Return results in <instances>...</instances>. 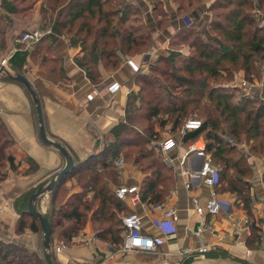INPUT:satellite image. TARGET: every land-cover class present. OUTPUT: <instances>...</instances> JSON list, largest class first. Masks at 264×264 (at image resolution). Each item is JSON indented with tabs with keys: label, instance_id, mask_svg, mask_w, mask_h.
I'll return each mask as SVG.
<instances>
[{
	"label": "trees",
	"instance_id": "obj_1",
	"mask_svg": "<svg viewBox=\"0 0 264 264\" xmlns=\"http://www.w3.org/2000/svg\"><path fill=\"white\" fill-rule=\"evenodd\" d=\"M125 1L42 0L39 24L41 31L49 32L30 52L20 51L22 45L17 43L19 49L8 61L9 71L1 76L9 80V75H22L29 60L64 80L63 60L55 49L57 39L64 37L69 45L79 47L75 62L87 78L94 84L100 82V64L115 70L123 58L147 51L151 45L143 16ZM174 1L181 14L203 2ZM24 2L0 0V52L5 51L8 36L15 28L13 16L28 14L32 9V3L22 5ZM153 6L158 27L164 28L167 18L160 0H153ZM208 11L212 14L208 29L183 27L174 37L192 48V55L176 67L177 55L161 53L156 63L162 67L136 73L137 91L128 94L123 119L97 139L85 158L72 157L74 167L50 192V205L43 214L51 227L50 245L54 237L71 245L89 223L95 236L120 248L125 235L121 217L132 211L114 194V188L122 185L116 166L118 156L123 155L125 164L131 162L143 173L139 183L141 201L149 207L163 203L174 189L177 175L152 142L162 139L160 131L167 126V132L179 134L189 118L199 121V125L181 136V145L187 148L201 139L205 153L218 169L216 191L234 195L239 206L250 214V178L254 170L248 159L264 158V99L240 87L215 88L211 83L232 81L235 72L248 83L263 76L264 0H212ZM14 36L12 41L18 35ZM14 145L0 116V182L9 169L14 170ZM22 159L28 163L26 174L37 170L32 158ZM262 176L264 182V172ZM69 180L75 182L71 189L66 187ZM45 187L43 183L37 185L20 198L24 200L21 205L16 204L20 210L16 233L28 228L41 234L39 221L28 212L27 201ZM250 228L248 244L255 246L258 230L253 223ZM13 253L16 255L8 258ZM0 264L46 263L42 252L0 240Z\"/></svg>",
	"mask_w": 264,
	"mask_h": 264
},
{
	"label": "crops",
	"instance_id": "obj_2",
	"mask_svg": "<svg viewBox=\"0 0 264 264\" xmlns=\"http://www.w3.org/2000/svg\"><path fill=\"white\" fill-rule=\"evenodd\" d=\"M127 6L137 8L143 16L150 32L151 45L147 51L122 59L115 70H107L101 64L98 70L101 80L92 83L85 71L75 62L80 54L78 46H71L66 38L60 37L55 49L62 57L65 79H56L47 71L34 66L29 60L21 73L40 102L44 127L48 138L59 142L71 157L83 159L90 153L102 135L109 131L124 117V108L130 92L137 91L134 82L136 73L147 72L145 59H154L169 48L177 32L183 27L193 26L204 30L210 20L208 6L212 0H203L198 7L181 14L174 0H160L165 11L167 23L159 28L154 17L153 0H126ZM41 2V1H40ZM160 18V17H159ZM28 29L24 27V30ZM49 31H45L44 34ZM11 43V39L9 40ZM9 57L3 56L2 59ZM1 59V60H2ZM0 60V61H1ZM4 71H9V66ZM0 72V116L14 141V170H8L6 178L0 182V240L15 243L32 251L42 252L41 234L25 228L16 233L15 227L20 210L17 205L23 203L24 194L43 183L48 185L52 175L63 168L65 158L52 147L42 144L38 131V119L35 104L24 85L4 79ZM252 89L264 95V73L260 80L252 84ZM264 98V97H263ZM174 154V153H173ZM23 156L32 158L38 165L35 172L26 174L28 164ZM253 167L250 178L251 212L242 209L239 201L230 193H222L226 205L216 215H198L195 213L190 197L196 196L203 204L209 195V189L200 180L197 169L200 159L190 156L186 166L194 170L189 190L182 185L183 176L179 166L174 168L177 183L165 200L176 208L177 219L173 226L159 228L153 224L158 213L150 207L147 211L141 206H128L130 211L141 218L143 232L155 241V250L122 251L95 236L90 224L72 239L71 245L54 237L50 245L51 256L55 264H264V158L249 157ZM125 167V166H124ZM43 170L44 173L38 174ZM129 170L123 169V174ZM54 171V173H53ZM38 175V176H36ZM126 185L139 184L140 179L129 178ZM50 193V192H49ZM42 196V195H40ZM39 197V196H38ZM29 200V199H28ZM19 202V203H18ZM28 203V201H27ZM17 204V205H16ZM28 206V205H27ZM47 211V206H45ZM204 223L201 236L205 243L214 248L199 253L198 239L194 234ZM257 228L258 240L250 246V225ZM205 228V229H204ZM225 234L217 241L209 229ZM95 236V241L88 238ZM30 243V244H29ZM63 243L60 252L53 247ZM43 254V252H42ZM59 255H63L62 260ZM65 261V262H64Z\"/></svg>",
	"mask_w": 264,
	"mask_h": 264
},
{
	"label": "built area",
	"instance_id": "obj_3",
	"mask_svg": "<svg viewBox=\"0 0 264 264\" xmlns=\"http://www.w3.org/2000/svg\"><path fill=\"white\" fill-rule=\"evenodd\" d=\"M41 37L42 36L36 30H25L21 34L19 40L20 42H25L27 47L30 48L33 44H36ZM0 66L4 67V70L7 69L6 58L0 61ZM238 85L242 86L243 88H246L247 90L252 88V84L244 80L240 81ZM190 122L191 121H188L187 124L184 125L183 128L181 129L182 135L187 130L192 129L188 127V123ZM170 145L173 146L172 141L171 143L168 141H162L160 144V150L162 152L165 150L168 151V147ZM204 148L205 145L201 139L189 145L187 147L186 153L182 156L179 167V174L183 176L182 185L186 190H189L192 183L193 174L195 173L192 168L186 166V162L188 161L190 156H196L200 159V164L197 169V174L201 182L206 187H208L209 195L205 199L203 204L199 203V199L196 196H191L190 200L193 205L195 213L201 216L216 215L222 209V207L227 204L226 201L221 198V194L218 193L215 189V186L217 185L219 178L218 169L212 164L211 159L205 153ZM116 166L118 167L119 170L124 168L125 162L122 157H119L116 160ZM114 194L120 201L126 203L130 207L139 205L146 211L150 208L144 202L141 201L139 194V186L137 184H133V185L123 184L121 186H118L114 188ZM168 199L169 197L166 200ZM151 207L159 215L158 218H155L153 221V224L156 227L163 229L168 227V225H170V227L173 226V223L177 219L176 208L174 206H171L166 201H164L163 203ZM121 221L125 228L122 251L132 252L137 250V251L152 252L155 250L156 247L155 241L150 235L143 232L141 218L138 214L132 212L129 214L122 215ZM201 226L202 227H200L194 234L196 235L199 242L197 251L202 254L207 252L209 249L214 248L215 246L211 245V243H205L203 241L201 232L203 231L202 228L204 226V223H202ZM209 230L213 235L216 236L218 242L225 237V234L223 233L216 232L211 228ZM95 240H96L95 236H91L88 238V241H95ZM63 247H64L63 243H59L58 245H55L53 247V250L58 253L62 250Z\"/></svg>",
	"mask_w": 264,
	"mask_h": 264
},
{
	"label": "rangeland",
	"instance_id": "obj_4",
	"mask_svg": "<svg viewBox=\"0 0 264 264\" xmlns=\"http://www.w3.org/2000/svg\"><path fill=\"white\" fill-rule=\"evenodd\" d=\"M40 1H42V0H26V2H24L22 5H30V3H32L31 4L32 5V9L28 12V14L20 15V16L19 15L18 16H13V21H14L13 25L15 26V28L13 29V31H11V34H12V36H14L15 34H17L18 36H17L16 40H14V41H12L11 34L8 36L9 37L8 40L11 39L12 43L10 41H8L5 51L0 52V60L2 59L3 56H6V55L10 59L13 56V54L15 53V51L17 49H19V48H20V51H28V52L32 51L35 48L37 43L33 44L30 48H28L25 42H20V40H17V39H19L21 37V34L25 30H36V31L39 32V34L41 36L44 35V32L46 30L45 31H41V25L39 24L40 23V16H39L38 11H39V7L41 5ZM125 2L124 3L127 5V1H125ZM210 19H211V16H210ZM261 20H262V23H264V15L262 16ZM24 27L28 28V29L24 30L23 29ZM205 29H208V25L205 27ZM211 33L214 34L213 32H211ZM17 43L22 45V46H20L18 48L17 45H16ZM163 54L164 55H168V54L177 55L176 56V60H175V66L179 67L182 64L181 61L187 60L192 55V48H190L186 43H183L180 39H177V40H174V41L170 42L169 48L167 50H165L163 52ZM157 58H158V56H156L153 60L150 59V58H148V59L144 58L143 59V60L147 61L146 68H147V72L148 73H149V69L152 68V67H155V68H157V66L158 67H162V64L156 63ZM7 66H8V64H7ZM1 79L2 78L0 77V80ZM161 79H163V77H161ZM242 80H244L243 76L240 73H238V72L236 73L235 72L234 75H233L232 81H230V80H222V81L219 80V82H212L211 84L215 88H217L218 86H220V87H230V88L234 87V86L240 87V89L243 90L245 93L253 94L254 96H256V97H258L260 99H264L263 98L264 95H262L260 93V91L252 89V88L247 90L246 88H243L242 86H239L238 84ZM244 81H246V80H244ZM251 84H254V83H251ZM188 121H191L190 123H188V127L192 128V129L197 127V125L199 124V121L195 120L194 118H189L188 120H186L184 125H186ZM154 129L157 130V127H155ZM167 131H168V126L163 128V129H161L160 134L162 136L161 137L162 139L160 141H158V142H152V144L155 145V147H157V150H159L160 153L162 154V157L164 159V163H166L167 165H170L172 163V166L174 168H176L178 166L180 167V162H181L182 156L187 151V148H185V147H183L181 145V136H182L181 130H180L179 134H176V135L175 134H170ZM162 141H168L170 143L172 141L173 146L170 145L168 147V151L165 150V151L162 152L160 150V144H161ZM42 144H43V142H42ZM43 145H45V144H43ZM96 145H97V142L95 143V146ZM100 145H101V143H100ZM119 157L124 158L123 155H121V154L118 156V158ZM24 162L27 163L25 160H24ZM126 166H128L129 170H127L126 174L122 175L123 174L122 171H123V169ZM125 167L122 168L121 170L118 169L119 172L121 173L120 177H121L122 185L123 184H128L129 183L128 180H129V178L131 179V177H135L137 179H140V181H141L143 173H141V171L136 166L132 165L131 162H127L125 164ZM42 173H44L43 170L39 171L38 174L41 175ZM53 173H54V171H53ZM56 173H58V171ZM56 173L54 175H52L51 179L56 175ZM36 176H38V175H36ZM74 183L75 182L73 180H69L66 183V187L68 189H71L72 186L74 185ZM138 186H139V184H138ZM76 189H78V188H76ZM49 196H50V193L45 192L44 194H42V196L37 197L36 200L34 201L35 208L42 215L46 213V209H45L46 207L45 206L49 207V205H50ZM15 255H16V253H13L12 255L8 256V258H11V257H13ZM62 258H64V256L63 255H61V256L59 255V259L62 260Z\"/></svg>",
	"mask_w": 264,
	"mask_h": 264
},
{
	"label": "water",
	"instance_id": "obj_5",
	"mask_svg": "<svg viewBox=\"0 0 264 264\" xmlns=\"http://www.w3.org/2000/svg\"><path fill=\"white\" fill-rule=\"evenodd\" d=\"M0 72H4V67L0 66ZM9 80L13 82L20 83L29 91L31 98L35 104V111L38 119V131L41 141L53 149L57 150L64 158L65 164L62 169L56 173V175L51 179L46 188L34 192L28 200V212L30 215L35 217L39 221L40 229L42 232V252L46 264H55L51 257V247H50V237H51V227L48 220L35 208L34 201L36 198L45 192H51L56 184L74 167V161L68 151L59 142H56L46 135L44 127V119L40 106L35 93L31 90L28 80L22 75H9Z\"/></svg>",
	"mask_w": 264,
	"mask_h": 264
}]
</instances>
